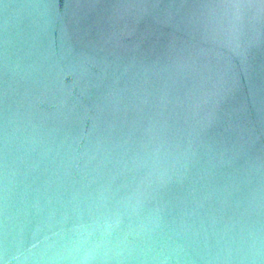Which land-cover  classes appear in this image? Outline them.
<instances>
[{
    "label": "water",
    "instance_id": "1",
    "mask_svg": "<svg viewBox=\"0 0 264 264\" xmlns=\"http://www.w3.org/2000/svg\"><path fill=\"white\" fill-rule=\"evenodd\" d=\"M0 264H264V0H0Z\"/></svg>",
    "mask_w": 264,
    "mask_h": 264
}]
</instances>
